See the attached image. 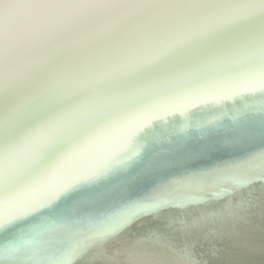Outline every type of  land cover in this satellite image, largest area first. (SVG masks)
I'll return each instance as SVG.
<instances>
[{
  "label": "bare ground",
  "instance_id": "1",
  "mask_svg": "<svg viewBox=\"0 0 264 264\" xmlns=\"http://www.w3.org/2000/svg\"><path fill=\"white\" fill-rule=\"evenodd\" d=\"M261 94L264 0H0V201L7 200L0 206V252L10 251L6 247L17 238L44 231L54 246L66 245L64 252L72 243L77 263L80 258L93 262L88 256L113 244L112 253L99 255L103 262L195 264L188 249H176L171 241L162 245L150 238L138 249L132 234L103 222L110 210L101 200L111 184L120 188L129 181L135 186L130 193L141 186L145 189L136 192L137 198L148 199L151 182L160 183L168 165H149L138 180L99 158L108 162L120 156L124 146L118 138L159 118L167 120L162 126L167 134L181 136L158 140L180 147L193 133H205L202 119L184 123L192 118L186 115L190 105L200 115L239 96ZM254 103L253 115L243 109L240 121L225 128L242 123L244 129L257 116L264 125V110H259L264 102ZM180 115L183 124L171 132V119ZM248 126L254 129L243 137L264 143V126ZM213 130L218 131L217 124ZM91 148L96 154L85 156ZM263 149L244 154V166L229 169L218 185L233 184L247 172L264 179ZM51 167L58 171L51 179L54 191L24 195L32 182L48 178ZM197 176L173 177L166 188L192 196L209 192L194 181ZM87 179L97 188L89 190ZM66 184L74 186L68 191ZM90 212H98L100 223L89 224ZM248 224V231L241 230L254 234L256 222ZM242 242L252 246L248 235ZM180 245L194 248L198 242ZM81 247H88V256ZM237 260L264 264V249Z\"/></svg>",
  "mask_w": 264,
  "mask_h": 264
},
{
  "label": "water",
  "instance_id": "2",
  "mask_svg": "<svg viewBox=\"0 0 264 264\" xmlns=\"http://www.w3.org/2000/svg\"><path fill=\"white\" fill-rule=\"evenodd\" d=\"M241 97L230 100L226 105L213 106L206 113L200 112V115L197 111H194L195 106L190 105L186 115L192 118L184 123L191 124L194 122L193 119H202L205 133L203 135L193 133L187 140L182 141L183 145L180 147H172L170 144L162 145L158 140L159 137L168 139L171 136H181V134H167L166 132L169 129H163L162 127L167 125L164 122L167 120L162 118H159L158 122H154V120L151 121V124L148 122L137 133H128L129 129L126 131V135L118 138L117 142L121 143L122 147L124 146V151H121L120 156L108 162L105 157L99 158L111 164L110 166L113 169L116 166L115 170L123 168L124 171H128L139 180L149 172L147 169L149 165H166V167L168 165L169 168L160 183L151 182L150 194H153V197H148V199L137 198L141 194V189H145L141 186H137V189L130 193V188L134 190L135 186L130 187L131 183L129 181L122 182L120 188L112 184L109 186V194H106V197L101 200L110 210V218L103 221L108 222L106 225L109 229L110 227H113V229L118 228L126 234H132L138 249H142V244L150 238L154 239L153 241H159L162 245L171 241L176 249H188L187 254L195 264H240L237 260L238 256L264 249V188H261L264 186V179L252 178L256 173L247 172L245 173L246 176L240 177L233 184H223L222 187L221 184L218 185L221 179L224 180L228 175L227 171L229 169H234L235 166L237 168L244 166L246 162H243L241 158L244 154L251 155L258 148H264L263 142H258V140H249L251 142H248V138L243 137L250 134L254 129L248 125L258 124V127L264 126L260 124V116L255 117V120H250V123L244 129H241L244 127L242 123L233 128L234 130L230 127L229 130L225 128L234 120L233 123L240 121L239 113L243 109L251 111L250 116L256 112L252 110L254 102L258 100L259 103L264 102V94L259 95L257 98L242 99ZM245 105H247L245 108L242 107ZM259 110H264V104L259 107ZM183 119V115L171 119V123L175 124L171 125V128H173L171 132H174L177 127L183 124ZM215 121H218V123ZM216 124L218 125L217 132L213 130ZM237 136L243 138L236 139ZM244 140L246 142H243ZM237 146L241 152L245 151L237 153L240 152ZM102 147L106 148L107 146ZM144 149L148 153H145ZM89 152L85 156L92 157L96 154L93 148L89 149ZM223 165H228L230 168L226 170L222 167ZM69 169L70 167L67 168V170ZM194 172L200 174L194 181L197 184L203 183V185L208 186L206 188L209 192L205 191L202 194L192 196L182 191L174 192L175 190L166 188L172 183V180L175 181V178L187 179ZM57 173L56 169H52L46 180L32 182L28 190L25 191L29 192L24 195L29 196L42 191L44 193L53 192L54 183L51 184V179ZM70 173H73V171ZM200 179H204V182ZM87 180L88 184L91 185L89 190L97 188L93 181ZM259 184L261 187H259ZM73 186L72 184H66L64 189L69 191ZM250 188L251 190H249ZM256 188L262 190H258L256 194L254 192ZM136 192L139 193L138 196ZM16 195L14 194L12 197ZM121 197L124 199L123 202L120 201ZM146 200L151 201L150 203L141 204ZM5 201H7L6 198L0 201V206ZM7 207L11 206L7 205ZM95 214L89 213V224L91 222L93 224L100 223L98 215ZM80 216L78 215L74 222ZM243 217H247V220L239 227V220ZM114 218L115 221H111ZM119 218L121 219L118 221L120 224L116 227L115 222ZM227 219L230 222L229 229L224 233ZM249 219L251 223L256 222L254 234L244 232L245 230L248 231ZM242 226L245 227L244 231L241 230ZM161 227L164 229H159ZM46 235L44 231H41L36 237L29 239L26 237L24 240L17 238L13 245L6 247L10 251L3 254L0 252V264H114L111 261L103 262L102 258H98L99 255L103 254L102 256H104L112 253V249L115 250L113 244L106 245L107 247L98 251V254H92L91 256L87 255L89 253L88 247H81L85 248L83 254H86L93 262L89 263V260L80 258L82 256L80 255L78 257L80 263H77L74 260L75 256H72L74 248L71 250L72 252L70 251L72 243L67 244L69 247L64 252L63 249L66 245L58 248L49 241ZM246 235L250 237V244L252 245L248 248L249 243L242 242L243 237ZM217 237L219 240L215 239ZM50 238L54 239L53 236H50ZM184 240H196L198 246L194 248L181 247L180 242ZM41 242L42 244L39 246ZM59 253H61L60 257ZM68 253L70 260L65 259ZM138 264H144V260L141 259Z\"/></svg>",
  "mask_w": 264,
  "mask_h": 264
}]
</instances>
